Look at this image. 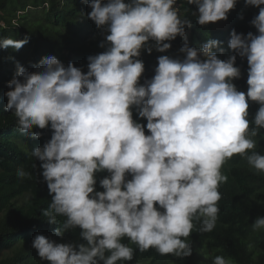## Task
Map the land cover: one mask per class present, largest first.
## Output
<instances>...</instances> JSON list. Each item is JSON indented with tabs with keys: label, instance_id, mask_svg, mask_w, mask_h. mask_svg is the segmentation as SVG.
I'll list each match as a JSON object with an SVG mask.
<instances>
[{
	"label": "clouds",
	"instance_id": "obj_1",
	"mask_svg": "<svg viewBox=\"0 0 264 264\" xmlns=\"http://www.w3.org/2000/svg\"><path fill=\"white\" fill-rule=\"evenodd\" d=\"M88 18L107 35L106 50L87 57L88 71L54 56L39 70L17 63L6 111H13L18 130L34 139L50 127L52 136L28 155L41 161L42 176L52 199L42 210L50 224L63 223L54 235L80 229L82 243H57L44 235L32 247L49 264H122L134 249L161 255H192L187 242L196 223L211 232L218 220L219 187L228 177L223 166L235 155L264 173V155L254 151L264 129V0H245L259 8L251 20L257 34L233 29L228 42L234 53L222 60V42L209 39L190 47L176 0H84ZM198 10L201 26L227 20L237 0H187ZM243 18V17H241ZM185 40L183 59L162 55L151 80L140 83L145 67L139 59L166 52L176 37ZM154 42L150 44L149 42ZM28 38L0 39V48L19 50ZM177 50V49H176ZM237 56L246 58L247 91L233 80L241 77ZM259 105L249 119V103ZM133 108L146 118V128L133 119ZM103 191H97V173ZM18 179L31 178L17 168ZM129 177H131L129 179ZM264 229V216L253 223ZM212 264H232L223 256Z\"/></svg>",
	"mask_w": 264,
	"mask_h": 264
},
{
	"label": "trees",
	"instance_id": "obj_2",
	"mask_svg": "<svg viewBox=\"0 0 264 264\" xmlns=\"http://www.w3.org/2000/svg\"><path fill=\"white\" fill-rule=\"evenodd\" d=\"M107 2V0H104ZM181 19L192 21L186 28L191 37L190 47H201L209 39L222 42L223 52L213 51L220 59L226 60L234 54L228 47L230 33L257 34L251 20L258 15L259 8L245 6V0H237L230 10L227 20L201 26L197 23L198 10L187 0H176ZM260 7H264L261 5ZM91 8L84 0H0V39L12 38L28 43L19 50L0 48V264H49L38 256L32 247L33 239L41 234L57 243H82L80 229H72L64 236L54 235L64 217L58 216L57 224H50L42 215L51 202L47 183L42 176L41 161L28 155L36 147H42L52 136V130L33 128L41 132L39 139L22 134L17 128V118L13 111H6L9 91L8 82L17 71V63L29 72L39 70L41 61L54 56L65 66L69 62L88 71L87 57L100 54L106 47L107 33L97 28L88 18ZM197 15H193V13ZM243 17V18H241ZM151 42V41H150ZM171 48L156 57L139 58L144 63V73L140 83L151 80L158 66V57L168 55L184 46V38L166 41ZM183 59V57H180ZM236 66L241 69V77L233 80L239 91H247L248 64L246 58L237 56ZM259 105L249 103V119H253ZM133 119L145 127L147 120L138 116L133 108ZM255 152L264 155V129L257 136ZM23 166L31 178L18 179L17 168ZM228 179L219 187L221 200L216 227L211 232H199L197 222L187 242L192 246L189 257L161 255L155 249L141 252L127 238L122 242L134 249L133 260L122 264H212L214 257L223 256L232 264H264V229L254 230L253 223L264 216V173H259L248 165L246 159L235 155L222 168ZM107 173H97V191H103L99 180ZM131 177H129L130 179Z\"/></svg>",
	"mask_w": 264,
	"mask_h": 264
},
{
	"label": "rangeland",
	"instance_id": "obj_3",
	"mask_svg": "<svg viewBox=\"0 0 264 264\" xmlns=\"http://www.w3.org/2000/svg\"><path fill=\"white\" fill-rule=\"evenodd\" d=\"M125 2H127V0H125ZM176 6H177V4H176ZM186 36H187V43H188L189 40H190V37H191L190 32H187ZM149 43L150 44H154V42H149ZM184 43H185V40H184ZM157 54H158V51H156L155 48L153 47V50H152V52L150 54L146 50H142L140 57L141 58H148L149 59L150 56L151 57H156ZM173 55H174L175 58L176 57H179V58L180 57H183V53H180L179 49L174 50Z\"/></svg>",
	"mask_w": 264,
	"mask_h": 264
}]
</instances>
